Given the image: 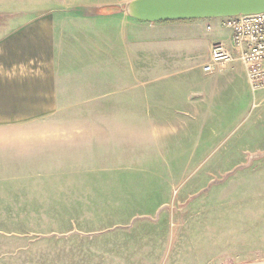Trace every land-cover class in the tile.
Returning a JSON list of instances; mask_svg holds the SVG:
<instances>
[{
    "label": "rangeland",
    "instance_id": "1",
    "mask_svg": "<svg viewBox=\"0 0 264 264\" xmlns=\"http://www.w3.org/2000/svg\"><path fill=\"white\" fill-rule=\"evenodd\" d=\"M206 21H141L137 90L0 135V264L264 260V92L202 72Z\"/></svg>",
    "mask_w": 264,
    "mask_h": 264
},
{
    "label": "crops",
    "instance_id": "2",
    "mask_svg": "<svg viewBox=\"0 0 264 264\" xmlns=\"http://www.w3.org/2000/svg\"><path fill=\"white\" fill-rule=\"evenodd\" d=\"M0 13L11 14L0 30V135L56 119L64 104L104 103L110 91L139 88L142 23L121 0H0ZM190 21L194 33L213 30L206 19ZM227 30L203 39L207 61L212 42L230 45ZM229 64L202 72L219 78Z\"/></svg>",
    "mask_w": 264,
    "mask_h": 264
},
{
    "label": "built area",
    "instance_id": "3",
    "mask_svg": "<svg viewBox=\"0 0 264 264\" xmlns=\"http://www.w3.org/2000/svg\"><path fill=\"white\" fill-rule=\"evenodd\" d=\"M219 19L221 26L229 29L231 43L212 42L202 70L209 73L219 63L239 62L251 92L264 91V12Z\"/></svg>",
    "mask_w": 264,
    "mask_h": 264
},
{
    "label": "water",
    "instance_id": "4",
    "mask_svg": "<svg viewBox=\"0 0 264 264\" xmlns=\"http://www.w3.org/2000/svg\"><path fill=\"white\" fill-rule=\"evenodd\" d=\"M130 18L145 22L197 20L264 12V0H130Z\"/></svg>",
    "mask_w": 264,
    "mask_h": 264
},
{
    "label": "bare ground",
    "instance_id": "5",
    "mask_svg": "<svg viewBox=\"0 0 264 264\" xmlns=\"http://www.w3.org/2000/svg\"><path fill=\"white\" fill-rule=\"evenodd\" d=\"M254 264H264V260L262 262H260V263L258 262V263H254Z\"/></svg>",
    "mask_w": 264,
    "mask_h": 264
}]
</instances>
